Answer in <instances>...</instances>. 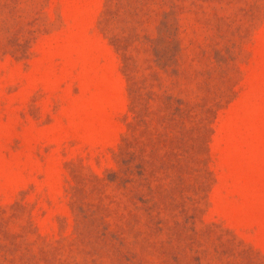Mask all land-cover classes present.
Masks as SVG:
<instances>
[{"label": "rangeland", "instance_id": "rangeland-1", "mask_svg": "<svg viewBox=\"0 0 264 264\" xmlns=\"http://www.w3.org/2000/svg\"><path fill=\"white\" fill-rule=\"evenodd\" d=\"M0 264H264V0H0Z\"/></svg>", "mask_w": 264, "mask_h": 264}]
</instances>
